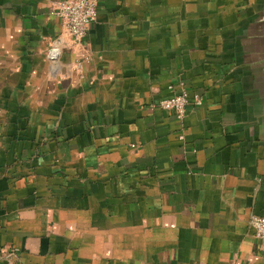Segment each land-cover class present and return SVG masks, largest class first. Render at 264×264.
Wrapping results in <instances>:
<instances>
[{"label": "crops", "instance_id": "crops-1", "mask_svg": "<svg viewBox=\"0 0 264 264\" xmlns=\"http://www.w3.org/2000/svg\"><path fill=\"white\" fill-rule=\"evenodd\" d=\"M60 1L0 0V264H264V0Z\"/></svg>", "mask_w": 264, "mask_h": 264}, {"label": "built area", "instance_id": "built-area-1", "mask_svg": "<svg viewBox=\"0 0 264 264\" xmlns=\"http://www.w3.org/2000/svg\"><path fill=\"white\" fill-rule=\"evenodd\" d=\"M54 14L60 19L63 30L71 39L74 42H80L87 34L90 25L96 20V0H63L57 4ZM52 48L56 49L55 47ZM79 56L80 59L76 61L78 65L85 58L83 53H80ZM189 97L188 92L182 89L179 93L161 100L159 107L171 111L176 118L181 119L185 115L186 106L189 102L195 106H199L202 103V97L199 93H193L191 99ZM248 223L253 228L254 236L264 239V214L250 215ZM14 253V251L8 250L2 258L11 260Z\"/></svg>", "mask_w": 264, "mask_h": 264}, {"label": "water", "instance_id": "water-1", "mask_svg": "<svg viewBox=\"0 0 264 264\" xmlns=\"http://www.w3.org/2000/svg\"><path fill=\"white\" fill-rule=\"evenodd\" d=\"M263 33H264V28H263ZM55 55H56V49H53V48L50 49L49 56L52 57V58H54Z\"/></svg>", "mask_w": 264, "mask_h": 264}]
</instances>
